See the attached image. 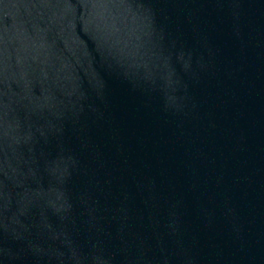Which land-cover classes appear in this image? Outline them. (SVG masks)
<instances>
[{
	"label": "water",
	"instance_id": "obj_1",
	"mask_svg": "<svg viewBox=\"0 0 264 264\" xmlns=\"http://www.w3.org/2000/svg\"><path fill=\"white\" fill-rule=\"evenodd\" d=\"M0 264H264V0H0Z\"/></svg>",
	"mask_w": 264,
	"mask_h": 264
}]
</instances>
